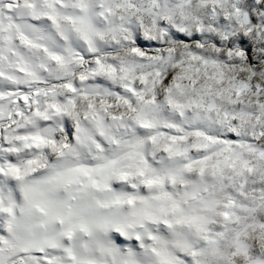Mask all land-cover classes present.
I'll return each instance as SVG.
<instances>
[{"label":"clouds","instance_id":"1","mask_svg":"<svg viewBox=\"0 0 264 264\" xmlns=\"http://www.w3.org/2000/svg\"><path fill=\"white\" fill-rule=\"evenodd\" d=\"M0 264H264V0H0Z\"/></svg>","mask_w":264,"mask_h":264}]
</instances>
